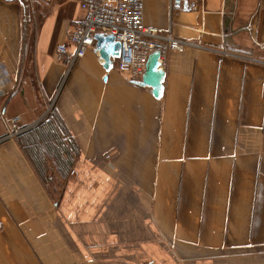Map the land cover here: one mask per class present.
I'll return each instance as SVG.
<instances>
[{
    "label": "crops",
    "instance_id": "0c3cea01",
    "mask_svg": "<svg viewBox=\"0 0 264 264\" xmlns=\"http://www.w3.org/2000/svg\"><path fill=\"white\" fill-rule=\"evenodd\" d=\"M27 2L24 29L0 0V264H264V0H143L186 44L158 100L94 49L66 75L78 4ZM13 119L52 127L65 172L6 138Z\"/></svg>",
    "mask_w": 264,
    "mask_h": 264
},
{
    "label": "built area",
    "instance_id": "2783aa9c",
    "mask_svg": "<svg viewBox=\"0 0 264 264\" xmlns=\"http://www.w3.org/2000/svg\"><path fill=\"white\" fill-rule=\"evenodd\" d=\"M73 1L79 6L82 19L69 36L72 50L63 44L56 48V59L65 66L66 75L88 50H95V34L111 35L120 44V55L113 63L118 72L130 79L142 77L148 56L153 52H159L158 61L163 64L169 51H178L186 46L171 35H161L158 29L144 24L143 0ZM248 31H251L250 26ZM2 118L0 114V120ZM22 131L18 120L13 119L6 138H14Z\"/></svg>",
    "mask_w": 264,
    "mask_h": 264
},
{
    "label": "water",
    "instance_id": "95a60500",
    "mask_svg": "<svg viewBox=\"0 0 264 264\" xmlns=\"http://www.w3.org/2000/svg\"><path fill=\"white\" fill-rule=\"evenodd\" d=\"M14 1V0H4ZM22 7V24L24 29L28 23L29 9L27 0H16ZM95 50L99 58L103 62V68L109 72L113 68V60L117 59L120 55V44L114 41L111 35L95 34ZM159 52L155 51L148 56L144 72L141 77L140 85L151 89L152 95L155 99H160L163 93V82L165 73L161 68V63L158 61Z\"/></svg>",
    "mask_w": 264,
    "mask_h": 264
},
{
    "label": "trees",
    "instance_id": "16d2710c",
    "mask_svg": "<svg viewBox=\"0 0 264 264\" xmlns=\"http://www.w3.org/2000/svg\"><path fill=\"white\" fill-rule=\"evenodd\" d=\"M15 138L38 170H40L45 157L50 159L61 173L65 172L71 162V159L68 158L69 152L65 149L63 142L53 137L51 126H36L34 130L27 131L24 134L21 133Z\"/></svg>",
    "mask_w": 264,
    "mask_h": 264
}]
</instances>
